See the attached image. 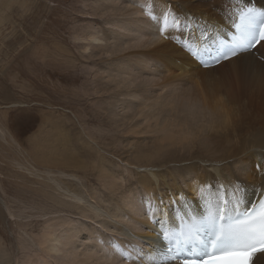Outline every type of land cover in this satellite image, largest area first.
<instances>
[{
	"label": "bare ground",
	"instance_id": "6f19581e",
	"mask_svg": "<svg viewBox=\"0 0 264 264\" xmlns=\"http://www.w3.org/2000/svg\"><path fill=\"white\" fill-rule=\"evenodd\" d=\"M94 1V25L79 41L85 54L95 53L99 60L98 97L105 103L96 125L99 135L93 141L89 133L86 142L70 146L66 162L46 157L40 162L48 175H71L68 186L76 187L78 178L83 187L91 176L101 189L88 195L90 201L66 191L62 203L78 213L71 212L64 224L62 215L50 218L38 238L30 237L36 253H29V264H54L52 258H65L66 264H105L97 250L101 240L111 244L142 238L157 244L158 225L145 214L146 201L163 198L169 223L175 224L177 209H184L168 207L170 198L183 194L194 212L203 211L197 184L239 183L249 201L264 191V119L255 122L249 109L254 101L264 103V62L253 52L203 68L181 46L182 40L198 35L197 29L161 35L157 23L144 15L153 4L158 14L168 7L199 25L227 31L230 0ZM255 1L264 8V0ZM255 51L264 56V47ZM227 66L245 71L235 88L221 84ZM185 136L191 141L181 144ZM106 140L113 153L104 147ZM199 146L203 156L195 160L189 149ZM161 148L167 150L153 158ZM128 181L135 182L126 185Z\"/></svg>",
	"mask_w": 264,
	"mask_h": 264
},
{
	"label": "rangeland",
	"instance_id": "374dc122",
	"mask_svg": "<svg viewBox=\"0 0 264 264\" xmlns=\"http://www.w3.org/2000/svg\"><path fill=\"white\" fill-rule=\"evenodd\" d=\"M94 12V0H0V264H29L30 237L38 238L50 218L62 215L64 224L78 213L62 203L67 190L90 201L101 189L91 176L83 187L78 178L76 187L68 186L71 175H48L40 162H66L70 146L99 135L105 107L98 97L99 60L79 41L94 25ZM225 70L221 84L235 88L245 71ZM249 109L252 120L264 119L263 102ZM104 147L113 153L108 140ZM193 148L194 159L202 158L201 146Z\"/></svg>",
	"mask_w": 264,
	"mask_h": 264
},
{
	"label": "snow or ice",
	"instance_id": "6c2138e0",
	"mask_svg": "<svg viewBox=\"0 0 264 264\" xmlns=\"http://www.w3.org/2000/svg\"><path fill=\"white\" fill-rule=\"evenodd\" d=\"M229 11L228 31L199 25L187 15L181 16L168 7L158 14L153 4L145 7L144 15L157 23L161 35L171 29H197L198 35L182 40L181 46L189 55L198 58L202 66L211 67L264 47V9L256 7L252 0H230ZM260 59L264 61V56ZM190 141L191 137L185 136L180 143ZM166 150L161 148L153 158ZM195 187L202 200V212H194L180 194L178 199L168 201L184 209H177L176 223L171 224L163 198L147 200L145 214L158 225L154 229L157 244H147L142 238L111 244L101 240L97 250L105 264L117 261L130 264H214L209 257L222 259L218 253L226 254V264H259L264 257V192L259 193L257 200L249 201L239 183L197 184ZM124 230L135 237L131 227Z\"/></svg>",
	"mask_w": 264,
	"mask_h": 264
}]
</instances>
